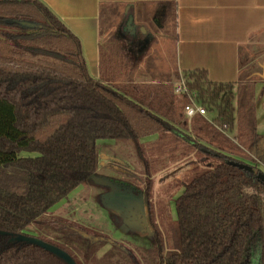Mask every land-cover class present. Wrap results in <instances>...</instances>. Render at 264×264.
Segmentation results:
<instances>
[{
  "label": "trees",
  "instance_id": "trees-1",
  "mask_svg": "<svg viewBox=\"0 0 264 264\" xmlns=\"http://www.w3.org/2000/svg\"><path fill=\"white\" fill-rule=\"evenodd\" d=\"M139 65L115 32L99 45L94 77L81 39L44 1L0 0V264H69L20 235L54 244L82 264L46 230L86 238L83 227L52 211L79 187L98 185L94 176L146 196L154 264H264V134L255 82L237 83L235 94L236 82H214L196 69L175 73L188 86L176 93L172 82H135ZM191 96L215 112L211 120L185 116ZM128 147L143 175L115 163L106 165L115 174L99 172L105 149ZM191 156L214 161L184 174L174 218L173 196H153V175Z\"/></svg>",
  "mask_w": 264,
  "mask_h": 264
},
{
  "label": "rangeland",
  "instance_id": "rangeland-1",
  "mask_svg": "<svg viewBox=\"0 0 264 264\" xmlns=\"http://www.w3.org/2000/svg\"><path fill=\"white\" fill-rule=\"evenodd\" d=\"M122 12L123 9L117 8L114 10L112 16L110 18L108 17L110 20H105L107 22L109 21L108 25L110 27L107 28V34L109 35L103 38L102 42L115 33L114 30L118 28L117 26L123 20V26L134 23V17L129 22L131 15H127V19H124L125 17L124 15L122 16ZM173 19L171 17L166 24L163 23L160 25L157 22L158 18H155V22L149 24L157 33L155 40L150 41L149 44L138 45L135 48L136 51H143L146 55L142 57L139 68L137 69V78L139 81L152 82L153 78H157L152 83H158L162 80V82H172L175 84L171 81L176 80L175 73L177 71L174 39L176 30ZM259 36V39H252L249 46L241 50L240 75L233 89L236 94L237 83L253 84L255 82L257 128L260 133L264 134V33L259 34ZM145 45L146 47L143 50ZM207 115L208 117H212L215 115V112H208ZM113 142H106L105 144L111 145ZM23 154L31 155L27 152H23ZM213 161L212 157L199 159L196 156H191L169 165L153 175V196H161L166 200L171 199L173 196L170 200V205L172 215L176 218L175 199L183 193L182 185L184 174L193 164L198 163L208 166ZM107 163L123 164V166L128 167L130 170L143 175L140 157L133 148L128 147L122 150L105 149L102 152L99 172L101 174H115V172L107 168ZM145 179V176H142L140 182L143 189L145 188V183L143 182ZM96 182L108 185L107 179L105 178L97 179ZM107 191L108 189L104 190L102 186L93 184L79 187L67 199L56 205L52 211L53 215L70 221L79 227H83L85 230L81 232H83L86 238L92 237L90 235L92 234L107 238V241L92 242V238L90 240L86 238H75V241H72L71 237L66 235L67 232L65 230H57L54 228L46 230L49 233V237L55 243L69 248L71 253L82 264H154L152 249H150L152 245L151 238L154 232L149 221L144 220L143 223L140 219L143 213L141 206L139 203L135 204L124 200L110 192L109 194ZM111 198L115 200V204H111ZM112 205L117 209L122 208V213L128 216L129 214H127L126 209L132 211L137 216V220L127 216L128 221L126 220L121 230H117L116 224L119 219L115 213L108 210V208H113ZM116 208L114 209L116 210ZM112 241H116L117 244L112 243Z\"/></svg>",
  "mask_w": 264,
  "mask_h": 264
},
{
  "label": "crops",
  "instance_id": "crops-1",
  "mask_svg": "<svg viewBox=\"0 0 264 264\" xmlns=\"http://www.w3.org/2000/svg\"><path fill=\"white\" fill-rule=\"evenodd\" d=\"M42 1L79 36L89 71L94 77H99V45L103 38L109 35L107 34L109 21L105 20H110L117 8L123 9L124 19H127V15L134 17V23L123 26V20V24H119L114 32H119L125 37L132 51L140 57V62L146 55L143 51L136 53L133 49L135 45L130 42L141 41L149 44L157 35L149 24L155 22V18H158L157 22L160 25L166 24L173 17L176 30L174 37L176 72L182 76L185 71L204 69L208 78L214 82H236L240 75L241 50L249 46L252 39H259V34L264 33V0ZM104 7L108 12L105 14L107 17L102 19ZM159 18H163V21L161 22ZM145 47L146 45L143 50ZM137 74L138 71L133 76L135 82L139 81ZM155 79L157 78H153L152 82ZM178 79L176 76V80L171 81L176 83ZM154 138L156 135L145 139ZM111 141L113 140H103L102 143ZM97 184L107 186V193L115 194L124 200L134 203V199H137V196L118 184L106 185L99 182ZM110 200L111 204H115L114 199ZM112 207L108 210L123 219L122 226L116 225L117 230H121L128 217L137 220L132 211L126 209L128 216L122 213V208L117 209L113 205Z\"/></svg>",
  "mask_w": 264,
  "mask_h": 264
},
{
  "label": "built area",
  "instance_id": "built-area-1",
  "mask_svg": "<svg viewBox=\"0 0 264 264\" xmlns=\"http://www.w3.org/2000/svg\"><path fill=\"white\" fill-rule=\"evenodd\" d=\"M188 91V86L186 80L181 77L175 83V92L181 93ZM184 114L188 118H192L197 114L207 116L208 110L201 102H199L195 97L191 96V100L184 106Z\"/></svg>",
  "mask_w": 264,
  "mask_h": 264
},
{
  "label": "water",
  "instance_id": "water-1",
  "mask_svg": "<svg viewBox=\"0 0 264 264\" xmlns=\"http://www.w3.org/2000/svg\"><path fill=\"white\" fill-rule=\"evenodd\" d=\"M132 18L130 16V20L129 22L132 21ZM105 178L107 179L106 177L104 176H94V180L96 181L97 179H100V178ZM107 182L108 183H114V182H111L110 180L107 179ZM116 184V183H114ZM17 239H22V240H28V241H32V242H35L41 246H43L44 248L58 254L59 256L63 257L69 264H76V262L74 261V259L66 252L64 251L63 249L59 248L58 246L54 245V244H51V243H48V242H45L37 237H32V236H26V235H20L19 237H17Z\"/></svg>",
  "mask_w": 264,
  "mask_h": 264
},
{
  "label": "flooded vegetation",
  "instance_id": "flooded-vegetation-1",
  "mask_svg": "<svg viewBox=\"0 0 264 264\" xmlns=\"http://www.w3.org/2000/svg\"><path fill=\"white\" fill-rule=\"evenodd\" d=\"M126 30H128V29H126ZM130 43H133V45H135V47L133 49L137 48L136 46H138V45L140 46L141 44L142 45L145 44V43H143L141 41L130 42ZM263 82H264V79H263ZM118 185L122 186L123 189H125V190L126 189L129 190L130 193H133L135 196H137V199L136 200L134 199V203L135 204L139 203V205L141 206L142 211H143V213L141 214L140 219L143 221V223H144V220L145 221H149L148 214H147V200H146V196L143 193H141V192L140 193L134 192V188H132V187H126V186L121 185V184H118ZM118 219L119 220L117 221V224L116 225L121 226L123 219H121L120 217ZM149 223H150V221H149ZM150 225H151V223H150ZM151 227H152V225H151Z\"/></svg>",
  "mask_w": 264,
  "mask_h": 264
}]
</instances>
